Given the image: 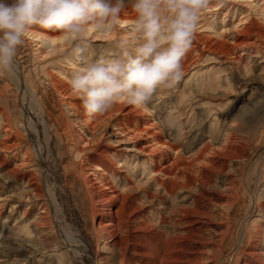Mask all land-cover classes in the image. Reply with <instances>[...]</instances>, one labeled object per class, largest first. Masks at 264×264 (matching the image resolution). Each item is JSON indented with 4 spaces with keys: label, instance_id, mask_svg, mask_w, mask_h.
<instances>
[{
    "label": "rangeland",
    "instance_id": "obj_1",
    "mask_svg": "<svg viewBox=\"0 0 264 264\" xmlns=\"http://www.w3.org/2000/svg\"><path fill=\"white\" fill-rule=\"evenodd\" d=\"M249 4L208 0L179 81L159 86L144 107L114 103L98 123L84 122L69 80L82 63L120 57L131 4L111 31H88L82 60L69 62L59 31L32 27L14 58L20 69L0 72V264H264V1ZM218 69L222 86L211 89L207 76ZM26 89L43 116L26 109ZM93 184L120 196L102 200ZM136 207L138 239L124 224L108 226Z\"/></svg>",
    "mask_w": 264,
    "mask_h": 264
},
{
    "label": "clouds",
    "instance_id": "obj_2",
    "mask_svg": "<svg viewBox=\"0 0 264 264\" xmlns=\"http://www.w3.org/2000/svg\"><path fill=\"white\" fill-rule=\"evenodd\" d=\"M126 0H0V72L13 69L17 49L33 26L59 31L71 45L69 62L82 60L84 37L112 30ZM134 14L120 57L82 63L69 80L86 114L108 111L123 101L144 107L161 85L182 74L181 58L191 44L208 0H128Z\"/></svg>",
    "mask_w": 264,
    "mask_h": 264
},
{
    "label": "bare ground",
    "instance_id": "obj_3",
    "mask_svg": "<svg viewBox=\"0 0 264 264\" xmlns=\"http://www.w3.org/2000/svg\"><path fill=\"white\" fill-rule=\"evenodd\" d=\"M235 1H237V0H235ZM243 1V0H242ZM248 1V0H247ZM264 1V0H263ZM254 2H256V0H252V4H249V5H253L254 4ZM264 6V5H263ZM217 7V6H216ZM215 8V7H214ZM210 9H213V8H211L210 7ZM259 15L264 19V7H260L259 8ZM259 36V35H258ZM51 38V37H50ZM56 40V39H55ZM58 40V39H57ZM258 53V52H257ZM244 55V54H243ZM246 55V54H245ZM237 60H240V58H237ZM222 61V60H221ZM220 61V62H221ZM220 64V63H219ZM14 66H16V68L17 69H20V67H19V65L17 64V62H15V60H14ZM13 68H15V67H13ZM219 70V69H218ZM211 71V70H210ZM226 71V70H225ZM224 71L223 70H219V72H215V73H217L216 75H214L215 77L214 78H211V75L209 74L208 76H207V81L206 82H211V81H213V84H212V86H210L211 87V89H213V86H222V78H224V76L223 75H220V74H222ZM227 72V71H226ZM19 73H22L21 71H19ZM225 73V72H224ZM23 76V75H22ZM226 76V75H225ZM205 82V81H204ZM228 82V81H227ZM228 84L230 85V83L228 82ZM22 96V95H21ZM29 97V98H28ZM23 98H24V100L23 101H25V104H26V106L28 107V108H26L28 111H29V113H30V115H31V113L32 114H34V113H37L38 115H36V114H34L35 115V117H37V118H39V117H41V116H43L42 115V113H43V111H42V107H41V105H40V101H39V99H38V97L36 96V95H34V94H30L29 93V91H28V89H26V91L25 90H23ZM23 104V103H22ZM24 104V105H25ZM23 108V107H22ZM25 108V107H24ZM23 108V109H24ZM71 108V107H70ZM77 109V108H76ZM80 109H82L83 110V108H81L80 107ZM114 109H113V106L108 110V111H106L105 113H103V114H96V115H88V114H86V118H88V119H86L85 118V120H84V122H86V121H88V122H94V123H98L99 121H102L103 120V118L105 117V116H107L108 114H110V112H112ZM84 111V110H83ZM25 113V112H24ZM29 113H27V114H29ZM113 113V112H112ZM77 114V113H76ZM34 115H32V117H34ZM40 115V116H39ZM38 120V119H37ZM214 121H217V118H214ZM41 122V121H40ZM87 122V123H88ZM42 125V124H41ZM32 128V127H31ZM217 128H219V124L217 125ZM34 131V130H33ZM86 131L87 132H89V131H91L90 129H88V127L86 128ZM86 131H83L84 133H86ZM92 131H97V128H93L92 129ZM8 132H10L9 130H8ZM212 134H214V133H212ZM215 134H217V133H215ZM33 135H35V134H33ZM37 135H38V137H39V140H41V142H42V134H40L39 132H37ZM83 135V134H82ZM73 136V135H72ZM35 141H34V143L35 142H38L39 140H36L35 139V136H33L32 137ZM84 141V139H80L79 141H77V144H80V141ZM87 141V143H86V146L87 147H89V145H90V141L92 142V143H95V142H97L98 141V139H97V136H92V138H91V140L90 141H88V140H86ZM224 141H226V143L229 145V144H231L232 143V141L229 139V136L224 140ZM85 142V141H84ZM42 144V143H41ZM38 145V144H37ZM16 148V147H15ZM86 147H84V149H85ZM42 149V148H41ZM39 150V149H38ZM86 150V149H85ZM74 154H82L81 153V151H78V148H75L74 149V152H73ZM42 154H40V160H41V162H42V164H43V158H42V156H41ZM76 156V155H75ZM26 157V158H25ZM24 158L26 159L25 161H24V165L26 164V163H30L29 162V160H27L28 159V157H27V154H26V156H25ZM108 161L106 162L107 163V165H111V164H114L113 163V160L107 155V156H104ZM23 158V159H24ZM201 159V158H200ZM261 159V158H260ZM196 161H199V160H196ZM259 161V160H258ZM256 162V164L259 166V162ZM154 164L155 165H153V166H155V168H152V172L153 173H155V171H156V169H157V160H155L154 161ZM28 165V164H27ZM27 165H26V167H27ZM22 166H23V164H22ZM24 167V166H23ZM110 167V166H109ZM118 167V166H117ZM119 168V167H118ZM164 168H166V167H164ZM112 171V170H111ZM110 171V169H109V172H111ZM164 172V169H162L161 171H160V173H163ZM94 173H95V177H101V178H103L105 181L108 179V171L106 170V169H103V170H101V168H94ZM157 178H158V176L156 175V174H153V177H152V179H154V181L156 182V181H158L157 180ZM96 179H98V178H96ZM185 179L187 180L188 179V176H185ZM29 182V181H28ZM129 183H130V181H129ZM132 183V182H131ZM30 184V183H29ZM28 184V185H29ZM94 186L93 187H95L94 189L95 190H97V192L100 194V198L102 199V200H105V199H111V200H113L114 198H117V197H119L120 195H115V196H109L108 197V195H110V194H108L109 192H107L105 189H101L102 187H106V184H104V185H101V184H99V186H97L98 184H93ZM30 186V185H29ZM93 189V190H94ZM107 190H114L115 188H114V186H109V187H107L106 188ZM91 192H95V191H91ZM111 193V192H110ZM116 193V192H115ZM99 198V197H98ZM109 200L107 201V202H109ZM107 202H105V203H107ZM100 203V202H99ZM101 203H102V201H101ZM100 205H102V204H100ZM99 205V206H100ZM126 207H125V204L120 208V210L118 211V213H116V216L117 215H119V214H121V213H123L124 211H126ZM136 212H137V207L134 209V211H132L131 213H130V216H127L126 217V219H122L123 220V222H122V220L120 219V218H116L117 220V222L116 223H113V222H115V220H112V218H110V222H111V224L110 225H108V226H110V228H114V229H116L117 227H120V226H122V224H124L123 226H124V229L126 228V231L127 232H129L128 233V236L129 237H132L133 239H138L139 238V236H135L136 235V233L137 232H141V231H143V229H142V227H138V224L139 223H141V222H137L138 224H136L135 223V221H133L134 219H135V217L137 216V214H136ZM115 216V217H116ZM119 217V216H118ZM123 218V217H122ZM125 220V221H124ZM113 224V225H112ZM137 225V227L135 228V226ZM121 228V227H120ZM145 229H147V228H145ZM106 230H108V229H106ZM133 230H135V231H133ZM148 230V229H147ZM123 232V231H122ZM151 238V237H150ZM149 238V239H150ZM148 239V240H149ZM123 240V238H120V240H118L117 242H115L114 243V245H120V242ZM124 241H127V239H124ZM148 242H150V240L148 241ZM74 243L76 244L74 247L76 248V249H81V252H82V255L83 254H85V256H88V254L90 255V252L88 251V248H87V246L85 245V243L81 240V239H76L75 238V240H74ZM144 251H146V250H144ZM144 251L142 252V251H139V252H135V253H133V255H134V257L135 256H141V257H146L147 259H150L151 261H152V259H153V257L151 256V255H148V251L147 252H145L144 253ZM93 260H94V258H93Z\"/></svg>",
    "mask_w": 264,
    "mask_h": 264
}]
</instances>
